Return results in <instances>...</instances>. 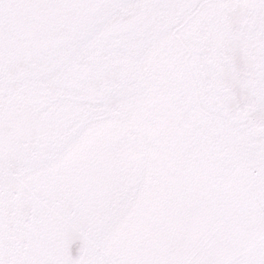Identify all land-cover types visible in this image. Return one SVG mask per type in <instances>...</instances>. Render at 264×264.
I'll list each match as a JSON object with an SVG mask.
<instances>
[{"label":"snow or ice","instance_id":"obj_1","mask_svg":"<svg viewBox=\"0 0 264 264\" xmlns=\"http://www.w3.org/2000/svg\"><path fill=\"white\" fill-rule=\"evenodd\" d=\"M0 264H264V0H0Z\"/></svg>","mask_w":264,"mask_h":264}]
</instances>
